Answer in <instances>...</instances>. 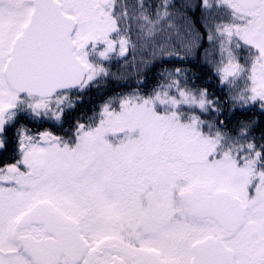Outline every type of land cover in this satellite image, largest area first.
I'll use <instances>...</instances> for the list:
<instances>
[{
    "label": "snow or ice",
    "instance_id": "obj_1",
    "mask_svg": "<svg viewBox=\"0 0 264 264\" xmlns=\"http://www.w3.org/2000/svg\"><path fill=\"white\" fill-rule=\"evenodd\" d=\"M205 36L233 111L264 113V0H0V264H264V134L203 119L222 101L186 69L68 135L21 123L63 127L115 58L183 60Z\"/></svg>",
    "mask_w": 264,
    "mask_h": 264
},
{
    "label": "trees",
    "instance_id": "obj_2",
    "mask_svg": "<svg viewBox=\"0 0 264 264\" xmlns=\"http://www.w3.org/2000/svg\"><path fill=\"white\" fill-rule=\"evenodd\" d=\"M150 2H155V0H150ZM175 3L177 8H181V6L185 4H197L199 3V0H175ZM186 15L191 21L195 22L196 28L203 31L200 24L199 8H196L195 10L187 9ZM205 41L206 39L202 44L203 47H206L207 42ZM200 48L192 55L188 56L183 60H179L175 56L165 57V62L162 63L159 59H157L156 63H152L149 67L146 68V71H135L131 72L130 74H126L123 90L128 91L136 89L139 90V92L141 93L148 92L151 89L155 88L158 83L162 82V77L160 74L165 68H168L169 70L175 69L177 67L184 68L187 70L189 83L191 86L206 88L210 93V98L219 97L222 101L221 105L219 106L221 108L222 115L218 116L215 112H211L209 115L202 117L203 119L213 122L216 120H222L225 125L224 130L229 132H233L235 129H237L241 121H254V135L256 137H259L264 134V113H261L259 111V105L251 106L244 110L233 111L231 103L227 101V89H224L220 86L218 78L214 74L213 67L207 64L202 59V56H200ZM181 56L184 55L181 54ZM116 69L119 71V68L117 66ZM154 70L156 72V80L154 84L150 86L148 85L151 79L150 73H153ZM110 86L111 85L108 84V87ZM144 87H148L147 90H144ZM101 89L97 91L89 89L83 92L82 95L76 97V99L79 100V102L76 104V107L80 108L82 106H85L87 104V98L96 95L97 92H104ZM103 98L104 96L101 97V99ZM97 109L98 105L95 104L93 111H89L87 116H91ZM14 150L15 147L12 149L10 146L5 145L4 149H0V160H2L5 156L7 158L10 157L13 154Z\"/></svg>",
    "mask_w": 264,
    "mask_h": 264
},
{
    "label": "flooded vegetation",
    "instance_id": "obj_3",
    "mask_svg": "<svg viewBox=\"0 0 264 264\" xmlns=\"http://www.w3.org/2000/svg\"><path fill=\"white\" fill-rule=\"evenodd\" d=\"M156 61L157 59L150 60L146 64L138 66L139 72L146 71V68L149 67L152 63H156ZM115 65H116L115 61H112L110 64L106 65L110 69V72L112 73V75L106 80L100 81L98 86H93L92 88H90L91 90H94V91H97L102 88L101 90L104 92H97L96 95L90 96L89 98H87L88 100L85 106H82L80 108L75 107V109L70 113L69 118L63 124V127H59V126L53 127L51 124H48V123L41 124L37 122H29L27 120H23L21 121V123L27 124V126L31 128L33 132L38 131V130H43L45 128H50L57 135H68L73 129V125L75 121L81 116L87 119L88 118L87 115L89 111H93L95 104L98 105V109L96 110L98 111L100 105L105 100H107L109 97H118L125 92V90H123V86H124V81L126 78L125 76L122 75L120 71L118 72V70L115 68ZM165 69H168V68H165ZM150 78L151 79L148 85L151 86L152 84H154L156 80L155 70L153 71V73H150ZM108 84H110L111 86L108 87ZM147 88L148 87H144V90H147ZM151 91L152 89L150 90V92ZM102 96H104L103 99H101ZM6 146H10L12 149L15 147V129H12L11 131L7 133ZM5 159H7L6 156L2 160H5Z\"/></svg>",
    "mask_w": 264,
    "mask_h": 264
},
{
    "label": "rangeland",
    "instance_id": "obj_4",
    "mask_svg": "<svg viewBox=\"0 0 264 264\" xmlns=\"http://www.w3.org/2000/svg\"><path fill=\"white\" fill-rule=\"evenodd\" d=\"M180 23H183L182 21H180ZM174 35V38L171 40V44L172 45H175L176 47L175 48H172L170 47V51H179L180 52V55L183 54L185 55L184 53V50L179 47V43H180V36H175ZM182 35V34H181ZM206 39V38H205ZM133 40H135V37H133ZM206 42V41H205ZM209 48V45L206 44V47H201V51H200V56H202V59L205 61V49ZM130 54L127 56V59L125 60L124 58H115L113 61H115L116 65H115V68L116 66L119 68V71L121 72L122 71V75L123 76H126V74H130L131 72H137L139 71V68L138 66L140 65H144L146 64L148 61L152 60L151 58V52L150 50H146V49H142V48H138L137 51L135 53H132L131 52V49L129 50ZM192 55V54H191ZM209 64L210 66H212L210 63H207ZM213 67V66H212ZM118 71V72H119ZM117 72V73H118ZM138 91H135V90H129L127 92H124L123 94L121 95H129V94H133V93H137ZM140 94H145V93H141V92H138ZM150 93V92H149ZM148 94V93H146ZM93 115V114H92ZM90 117V116H89Z\"/></svg>",
    "mask_w": 264,
    "mask_h": 264
}]
</instances>
